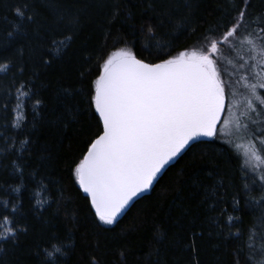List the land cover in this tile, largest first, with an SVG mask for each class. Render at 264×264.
<instances>
[{
  "label": "trees",
  "instance_id": "obj_1",
  "mask_svg": "<svg viewBox=\"0 0 264 264\" xmlns=\"http://www.w3.org/2000/svg\"><path fill=\"white\" fill-rule=\"evenodd\" d=\"M25 2L38 14L37 21L46 26L41 29L43 39L25 22L27 35L16 34L5 45L6 33L17 19L12 9ZM164 2L174 5L171 19L161 16V0H155L156 10L149 7L154 0H0V64H10L7 74L0 73V133L16 142L17 148L19 141H31L24 154L11 149L5 153L7 145L0 138V200L22 204L15 219L28 228L15 243L0 242V264H39L35 249L53 234L71 245L67 255L60 257L61 264H233V254L244 248L257 211L245 185L253 178L259 183L261 173L250 171L226 139L196 143L166 171L149 195L111 225L95 217L89 199L75 181V166L102 131L94 106L89 105V93L94 94V81L104 59L126 45L145 62L177 55L190 49L206 30L227 22L241 0ZM250 3L253 14L264 12V0ZM76 18L78 23L69 22ZM181 22L185 27L177 28ZM149 27L155 39H150ZM69 35L70 46L54 55L49 50L51 41ZM161 46H166L163 52ZM241 55L247 59L246 47L236 52L226 49V68L235 71L231 60L236 62ZM42 57L51 63L45 66ZM21 81L29 83L34 95L16 113L24 122L18 130L8 124L15 115V104L6 93ZM260 94L264 96V89ZM36 98L42 101L38 109ZM5 99L10 104L7 113ZM13 160L24 169L22 181ZM32 173H38L35 180ZM38 180L51 191V203L42 211L33 208V193L40 194L36 191ZM9 185H19V193L11 188L5 193L3 189ZM206 186H215L224 196L227 212L237 217L234 227L223 228V235H218L220 229L214 223L221 205L209 211L207 200L201 204ZM252 195L259 197L255 190ZM233 198L239 201L235 211ZM225 220L220 217L221 225ZM240 264H246L243 255Z\"/></svg>",
  "mask_w": 264,
  "mask_h": 264
},
{
  "label": "snow or ice",
  "instance_id": "obj_2",
  "mask_svg": "<svg viewBox=\"0 0 264 264\" xmlns=\"http://www.w3.org/2000/svg\"><path fill=\"white\" fill-rule=\"evenodd\" d=\"M50 6L54 7V4ZM149 7L156 10L155 0ZM172 7L174 5L161 0V16L171 19ZM250 8V0H241L227 22L206 30L196 38L190 49L163 58L160 62H145L127 45L104 59L94 81V94L89 93V105L94 106L102 122V131L90 142L86 154L74 169L75 181L90 198L91 208L100 222L113 224L134 198L152 187L165 166L193 147L199 138H220L217 125L225 112L226 89L231 86L235 72L243 70V80L248 81L249 74L257 78V83L246 84L245 87L250 89L260 107L254 106L253 101L248 99L245 115L247 110L255 113V116L250 117V123L257 127L237 121L235 131L242 137L251 138L249 142L252 150L244 153V164L250 166L253 172L259 170L261 174L259 183L253 178L250 184L245 185L246 189H250L246 195L249 200L255 199L257 211L253 215V224L244 248L233 254V264H240L241 255L246 264H264V96H258L256 92L257 88L264 89V12L253 14ZM12 12L17 19L6 33L5 45L16 34L27 35L23 27L25 22L33 26L34 35L43 39L41 29L46 26L37 21L38 14L29 3L14 6ZM59 19L64 18L61 16ZM69 22L78 23V18ZM184 27V22L177 24V28ZM148 31L150 39H155L153 29L149 27ZM71 39L70 35L53 39L49 50L59 55L62 49L70 46ZM164 47H160L161 52ZM245 47L247 59L243 55L239 56L232 66L235 71L223 67L221 57L226 49L236 52ZM19 55L23 56L22 50ZM41 62L47 66L51 59L42 57ZM9 71L10 64H0V73L7 74ZM6 95L15 104L12 108L15 115L8 124L22 129L24 122L16 113L31 101L34 95L31 86L27 81H21L15 85L14 91L9 90ZM34 104L38 109L42 101L36 98ZM9 107V100L5 99L3 109L6 113ZM0 138L7 145L5 153L11 149L24 154L26 146L31 143L25 138L19 141L17 148L16 142L2 133ZM12 164L22 181L24 169L15 160ZM30 175L35 180L38 173ZM37 183L39 187L36 191L40 194L37 196L33 193V208L42 211L51 203V191L43 180ZM8 188L12 192L20 191L19 185H9L3 191L7 193ZM252 190L259 193L258 198L253 197ZM204 191L206 195L201 204L207 200L209 211H215L218 203L221 205L214 223L220 229L218 235H223V228L234 227L237 217L227 212L223 206L224 196L219 194L215 186H206ZM209 196L214 199H209ZM233 199L235 211L239 201ZM21 208L22 204L0 200V242L15 243L21 233H27V226L18 224L15 219V214ZM220 217H226L223 225L219 222ZM229 235L239 237L240 234L229 232ZM70 247V243L53 234L47 243L37 245L34 254L39 264H61L60 257L66 256Z\"/></svg>",
  "mask_w": 264,
  "mask_h": 264
},
{
  "label": "rangeland",
  "instance_id": "obj_3",
  "mask_svg": "<svg viewBox=\"0 0 264 264\" xmlns=\"http://www.w3.org/2000/svg\"><path fill=\"white\" fill-rule=\"evenodd\" d=\"M221 59L224 61L223 67H226V56L223 55ZM234 63L235 62L231 60V64L233 65ZM242 71L243 70L235 72L231 86L226 89L228 107L223 122L219 127L218 135L220 138L232 142L235 148L241 154L244 161V153L250 152L252 150L249 142L251 138L242 137L241 135L237 134L235 131V125L237 121L241 123L248 122L249 125H252L250 123V117L255 116V113L247 110V115H245L246 102L248 99H251L253 101V105L257 107L258 101L251 95L250 89L245 87L246 84L250 85L252 83H257V78L254 74H250L249 80L245 81L241 77ZM225 79L227 78L225 77ZM256 92L258 96H261L260 88H257ZM246 167L253 172L250 166L246 165ZM254 173L260 174L259 170H256Z\"/></svg>",
  "mask_w": 264,
  "mask_h": 264
},
{
  "label": "water",
  "instance_id": "obj_4",
  "mask_svg": "<svg viewBox=\"0 0 264 264\" xmlns=\"http://www.w3.org/2000/svg\"><path fill=\"white\" fill-rule=\"evenodd\" d=\"M227 107H228V99H226V106H225V112L222 114V116H221V122L217 125V128H218V130H219V127H220V125L222 124V122H223V119H224V117H225V115H226V111H227ZM96 115L98 116V114L96 113ZM98 118H99V116H98ZM100 120V119H99ZM101 122V121H100ZM101 124H102V122H101ZM212 140H214V139H209V138H204V137H201V138H199V140H198V142H210V141H212ZM198 142H196V143H198ZM190 149V148H189ZM189 149H186L184 152H182L180 155H178L173 161H170L169 162V164L168 165H166L165 166V169H163L162 171H161V173H159L158 174V176H157V178H156V180L153 182V185H152V187L148 190V191H146V192H143V193H141L138 197H136V198H134V200L132 201V202H130V204L128 205V207H126L125 208V210L117 217V219H120L136 202H138L139 200H141L142 198H144V197H146L147 195H149L152 191H153V189L155 188V186L157 185V183L159 182V180L163 177V175L166 173V171L170 168V167H172V166H174L178 161H179V159L181 158V157H183L186 153H187V151L189 150ZM83 192V191H82ZM85 196H86V194L85 193H83ZM87 197V196H86ZM88 198V197H87ZM89 199V201H90V198H88Z\"/></svg>",
  "mask_w": 264,
  "mask_h": 264
}]
</instances>
